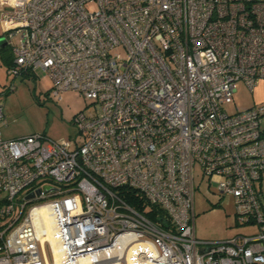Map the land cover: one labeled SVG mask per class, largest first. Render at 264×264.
<instances>
[{
  "label": "built area",
  "instance_id": "1",
  "mask_svg": "<svg viewBox=\"0 0 264 264\" xmlns=\"http://www.w3.org/2000/svg\"><path fill=\"white\" fill-rule=\"evenodd\" d=\"M0 26L8 75L92 103L80 143L0 130V264H264V104L224 109L264 79V0H0ZM196 177L255 231L198 239Z\"/></svg>",
  "mask_w": 264,
  "mask_h": 264
},
{
  "label": "rangeland",
  "instance_id": "2",
  "mask_svg": "<svg viewBox=\"0 0 264 264\" xmlns=\"http://www.w3.org/2000/svg\"><path fill=\"white\" fill-rule=\"evenodd\" d=\"M4 36L0 26V40ZM13 44H18L17 36L13 37ZM11 47L12 43L0 48V106L3 107L6 121L1 126L3 136L17 138L41 133L54 140L76 138L80 143L82 137L71 123L72 118L80 111L87 113L92 110L91 101L75 89H67L54 95L51 92V79L40 69L28 76L8 75L6 68L13 60ZM11 83L12 89H7ZM3 90L6 91L2 93ZM250 98L251 89L242 81H237L233 99L224 105V109L228 113L244 110ZM195 182L198 186L194 191V232L198 239L219 241L250 231L244 225L237 224L233 198L223 197L218 200L213 185L207 190L206 184L199 182L197 177ZM44 256L52 264L47 244Z\"/></svg>",
  "mask_w": 264,
  "mask_h": 264
},
{
  "label": "crops",
  "instance_id": "3",
  "mask_svg": "<svg viewBox=\"0 0 264 264\" xmlns=\"http://www.w3.org/2000/svg\"><path fill=\"white\" fill-rule=\"evenodd\" d=\"M1 47H4V45L0 44V48ZM6 70H7V68H6ZM258 104H264V79L259 80L257 82V84L251 89V98H250L249 102L247 103V106L245 109L250 108V107L255 106V105H258ZM2 125H5V124L0 125V130H1ZM1 134L3 136L2 130H1ZM244 227H246L247 229H250V231H248V233L254 232L255 228H256L254 226H247V225H245Z\"/></svg>",
  "mask_w": 264,
  "mask_h": 264
},
{
  "label": "bare ground",
  "instance_id": "4",
  "mask_svg": "<svg viewBox=\"0 0 264 264\" xmlns=\"http://www.w3.org/2000/svg\"><path fill=\"white\" fill-rule=\"evenodd\" d=\"M48 238L51 240V243H54V238H53V234L52 233H49L48 232ZM54 257H55V264H58V256H57V253L55 252L54 254Z\"/></svg>",
  "mask_w": 264,
  "mask_h": 264
},
{
  "label": "trees",
  "instance_id": "5",
  "mask_svg": "<svg viewBox=\"0 0 264 264\" xmlns=\"http://www.w3.org/2000/svg\"><path fill=\"white\" fill-rule=\"evenodd\" d=\"M9 61H10V60H8V62H9ZM11 62H12V61H10V63H8V65H7V66H10V65H11ZM149 217H150V218H153V215H152V214H150V215H149Z\"/></svg>",
  "mask_w": 264,
  "mask_h": 264
}]
</instances>
